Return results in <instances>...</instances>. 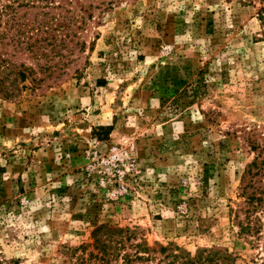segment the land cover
Returning a JSON list of instances; mask_svg holds the SVG:
<instances>
[{
	"label": "rangeland",
	"instance_id": "374dc122",
	"mask_svg": "<svg viewBox=\"0 0 264 264\" xmlns=\"http://www.w3.org/2000/svg\"><path fill=\"white\" fill-rule=\"evenodd\" d=\"M0 2L24 32L0 45L19 89L0 92V261L163 264V246L264 264L232 217L264 149V0ZM104 225L125 231L100 234L105 255Z\"/></svg>",
	"mask_w": 264,
	"mask_h": 264
},
{
	"label": "trees",
	"instance_id": "16d2710c",
	"mask_svg": "<svg viewBox=\"0 0 264 264\" xmlns=\"http://www.w3.org/2000/svg\"><path fill=\"white\" fill-rule=\"evenodd\" d=\"M13 12H15V9L11 4L5 5L0 2V26L3 23L5 27V30H1L0 28V45L2 48L8 46L13 40L14 42L24 44V32L20 31L17 36H10L9 32L12 30V25H10L8 19L3 22L4 17L12 18ZM257 16L264 29V7L259 9ZM23 27H25V24L20 25V28ZM7 52L6 50L3 55L0 53V75L2 74L6 77H8V74H6L8 69H18L14 63L1 58V55L3 57L8 56L9 53ZM8 72L11 73L12 71L9 70ZM17 76L21 82H24L26 79V73L22 70L17 72ZM4 83L3 80L0 81V92H4L7 97H12L19 91L15 85L12 84L13 86L9 88L3 85ZM240 197L243 199L242 204L233 212L232 216L233 225L238 229V237L244 238L252 247L259 250L258 252H260V254H264V149L256 156L254 161L248 165L243 174ZM104 230L118 235L119 239L115 242L117 246L122 245L125 231L122 229H111L106 225L96 230L94 233L96 244L100 252L105 255L107 253L108 244L106 241H102L100 236ZM140 250L139 254H142V256H140L141 261H147L144 255L149 257V253L154 251L150 249L146 243L140 244ZM159 250L164 256L165 261L163 264H237L236 256L224 248H202L198 249L194 255L178 247L170 248L162 246ZM161 262L159 264H161ZM0 264L9 263L0 261Z\"/></svg>",
	"mask_w": 264,
	"mask_h": 264
}]
</instances>
